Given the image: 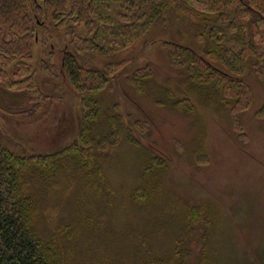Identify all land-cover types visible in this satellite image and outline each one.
<instances>
[{
  "label": "rangeland",
  "instance_id": "1",
  "mask_svg": "<svg viewBox=\"0 0 264 264\" xmlns=\"http://www.w3.org/2000/svg\"><path fill=\"white\" fill-rule=\"evenodd\" d=\"M164 17L161 27L131 49L111 59L92 57L83 63L85 68L103 71L107 64L126 62L98 97L104 114L115 116V126L120 127L117 144H107L106 163L100 165L106 186L96 166L89 170L91 179L88 174L83 179L73 174L60 189L57 182L39 183L40 200L45 202L44 207L39 203L40 216L46 213L56 224L50 229L49 219L41 218L39 228L47 229L44 236L52 238L57 248L73 236L67 247L70 264H148L152 260L165 264L173 259V243L185 227L186 213L200 204L202 211H196L193 230L188 234L191 228L183 230L180 237L184 240L180 250L189 252L185 262L264 264V120L255 116L264 98L262 86L252 75L245 78L252 89V105L240 115L244 133H237L228 107L216 104L212 90L192 89L186 71L168 62L163 43L199 52L195 36L200 26L172 10ZM52 38L46 49L55 55L56 74L39 73L44 59L40 45L32 61L37 83L48 96L40 111H29L27 94L0 87L2 138L17 152L50 154L78 136L84 107L58 71L64 51L69 50L64 47L69 37L63 31L52 33ZM145 67L152 70L153 80L138 94L128 76ZM182 99L187 100L188 112L173 107ZM105 120L94 125L97 139ZM151 152L166 165L162 183L150 189L157 192L150 206L134 205L131 193ZM104 192L109 194L106 199ZM205 222L210 228L201 245ZM76 226L82 230L75 231L74 238ZM143 240L145 249L140 246Z\"/></svg>",
  "mask_w": 264,
  "mask_h": 264
},
{
  "label": "trees",
  "instance_id": "2",
  "mask_svg": "<svg viewBox=\"0 0 264 264\" xmlns=\"http://www.w3.org/2000/svg\"><path fill=\"white\" fill-rule=\"evenodd\" d=\"M168 10L200 26L195 36L199 52L186 46L163 43L169 64L186 71L187 79L193 83L192 89L212 90L216 104L221 108L228 107L233 130L244 133L240 115L252 105L253 95L245 78L254 76L264 93V0H0V87L13 94H27L29 111H40L48 96L36 80L38 71L32 63L34 50L40 45L44 53L39 73L44 76L56 74L55 55L46 48L51 47L52 33L64 31L69 37L64 47L69 50L64 51L58 71L84 107L77 139L50 154L10 149L2 138L5 130L0 117V264L71 263L68 257L71 252L67 247L73 236L57 248L52 238L49 240L44 236L47 229L39 228L41 218L44 222L49 219L50 229L56 226L53 217L46 213L40 216L39 203L44 207L45 202L43 198L40 200L39 183L50 180V183L57 182L60 185L57 189H60L61 183L63 185L71 175L83 179L96 166L105 185L100 165L106 163L104 151L107 146L117 144L120 127L115 126V116L104 114L98 97L107 90L109 80L123 70L126 62L107 64L103 71L85 68L83 63L92 57L111 59L131 49L149 32L164 24ZM79 28L82 32L77 31ZM128 80L141 94L145 92V84L150 85L153 80V72L149 67L136 69ZM186 102V99L175 101L173 107L186 110ZM255 116L264 120V98ZM103 118L106 119L105 128H101V139H97L94 125L98 126ZM127 141L134 143L129 136ZM149 156V163L144 164L131 193L134 205L150 206L157 194L150 189L162 183L161 175L166 165L152 152ZM65 192L60 196L64 197ZM102 195L106 199L109 194L104 192ZM201 207L198 204L186 213L185 227L173 243V259L165 264H198L197 261L185 262L189 252L180 250L184 243L180 237L183 230L191 228L187 234L193 230L196 211H202ZM207 223L203 234L201 229L198 231L201 245L210 228ZM62 228L60 224L59 229ZM80 230L82 228L76 226L74 238H77L75 231ZM145 243L147 241L143 240L140 246L144 248ZM148 264L162 262L152 260Z\"/></svg>",
  "mask_w": 264,
  "mask_h": 264
}]
</instances>
